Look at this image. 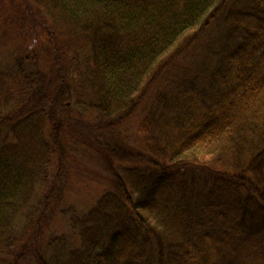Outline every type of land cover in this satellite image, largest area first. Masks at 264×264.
<instances>
[{"label":"trees","instance_id":"1","mask_svg":"<svg viewBox=\"0 0 264 264\" xmlns=\"http://www.w3.org/2000/svg\"><path fill=\"white\" fill-rule=\"evenodd\" d=\"M2 21L17 33L0 36L35 54L12 50L0 66V264L27 263L37 250L19 248L32 219L23 227L17 219L38 202L34 169L50 155L64 157L65 134L79 123L63 108L67 63L90 53L87 94L101 102L102 117L126 116L158 72L166 75L202 38L213 56L204 73L181 76L177 90L160 92L146 111L149 153L158 160L145 157L149 167L140 170L131 149L132 174L117 178L119 196L85 219L75 236L80 250L37 253L34 264H264V0H0ZM65 39L72 53H64ZM83 107V133L102 135L92 124L98 104ZM117 149L107 147L123 161ZM19 229L16 241L6 240Z\"/></svg>","mask_w":264,"mask_h":264},{"label":"rangeland","instance_id":"2","mask_svg":"<svg viewBox=\"0 0 264 264\" xmlns=\"http://www.w3.org/2000/svg\"><path fill=\"white\" fill-rule=\"evenodd\" d=\"M9 24L3 27L4 21L0 22V34L5 35L10 32L12 35L17 33L12 31ZM195 30L190 31L185 36L187 42L194 37ZM209 35L210 38H213L217 36V33L210 30ZM219 35L221 36L218 33ZM11 38L7 43L5 38L0 36V66H5L12 50H15V53L18 55L25 53V56L32 54V57L35 54L34 47H30L29 45L22 46L20 41H11ZM187 42L182 43L181 46L184 47ZM63 45L65 54L72 53L69 49L71 46L74 48V46L69 39H65ZM209 46V38L207 40L202 38L196 42H192L188 45L186 53L176 58L174 61L176 66L172 70H169L166 75L158 72V77L150 82L151 87L146 90L143 100H140L141 104L139 106L138 101L140 98L138 96L135 98L137 102H135V108L131 115L124 116L123 114H117L110 118L102 117V112L99 110L101 102L95 98H90L87 94L88 90L85 88L84 79L88 65L86 62L90 61V53L86 57L78 55V58L67 63V68L64 69L63 74L66 82L62 85L64 86L63 93L65 96H69V100H64L65 105L63 108L66 114L75 116L79 123H77L74 134H65L66 153L64 157L59 159L55 154L50 155L47 160L48 162L44 164L45 161H40L42 165L37 166L38 169L35 168L34 173H32V175L34 174V187L36 188L33 198L34 202H38L34 206L30 203L29 208H23L21 210L22 213L19 214V218L17 219L19 227H23L27 220L32 219L30 227L31 238L25 241L28 234L24 233L22 236H19L18 243L19 248H24L21 244H35L34 246H37V250L33 249V255L24 258V261H28L23 264H34L37 261V253L44 255L46 258H51L55 248L59 247L66 254L80 250L81 247H77L80 241L75 236L81 233L85 219L98 208L101 201L107 198L111 199L117 195L119 196L117 189L119 182L116 183L118 181L117 178H124L132 174L133 170H130V168L134 165L128 161L132 155L131 149L135 151V154L132 156L134 161L139 163L136 166L140 170L145 171L149 167L148 160H152V162L158 160L149 153L153 145L148 142L149 136L146 135V111L152 107H157L156 104L160 92L167 91L166 94L175 92L181 76H183V79L185 77H200L197 70L207 67L209 65L207 59L212 60L213 57ZM178 47L171 52L172 58L174 51ZM199 71L204 73L201 70ZM58 87H61V85H57L55 88ZM77 98L81 100L80 105L75 100ZM94 102L99 107L97 109L94 108L96 110L92 124L100 129L102 133V135L97 137H93L92 134L90 136L85 135L83 132L87 130L82 123L85 120L90 121L83 104L88 106V108H92ZM14 104L19 106V109L23 107L27 109L28 106L23 101H14ZM18 108L14 109L19 110ZM105 110L111 109L105 108ZM88 122L84 123L89 124L90 122ZM45 134H47V131H45ZM32 135V137H36L37 133ZM153 142L156 144V141ZM109 144L125 153L123 161L121 157L117 159L115 155H112L107 150ZM38 151H41V147L38 148ZM106 153L107 155L105 156ZM28 155L31 156L30 161L33 162L34 153L28 150ZM36 159L37 157L34 158V161ZM16 166L14 174L18 175V163ZM176 183L177 186L182 185L178 180ZM184 184H188V182ZM193 189L195 190V186H193ZM222 191L228 192L229 187L225 185ZM39 202L48 207L43 213L39 212L42 210ZM130 227L132 226L128 225V228ZM20 231L21 229L17 230L15 234H11L10 238L6 240L16 241Z\"/></svg>","mask_w":264,"mask_h":264}]
</instances>
